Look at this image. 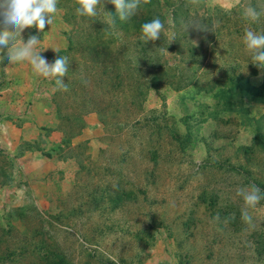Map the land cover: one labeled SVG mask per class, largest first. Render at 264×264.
I'll list each match as a JSON object with an SVG mask.
<instances>
[{"label":"rangeland","instance_id":"1","mask_svg":"<svg viewBox=\"0 0 264 264\" xmlns=\"http://www.w3.org/2000/svg\"><path fill=\"white\" fill-rule=\"evenodd\" d=\"M182 2L188 24L184 22L183 31L171 30L185 45L189 41L210 47L209 54L193 66L194 71L188 64L179 65L187 78L180 88L175 83L146 94L136 114L140 120L136 129L126 127L122 117V125L110 118L105 124L92 113L85 116L84 127L71 145L57 152L50 142L58 137L43 128L30 134L31 142L18 145L16 156L0 146V183L9 187L14 171L29 176L18 181L20 193L0 192V228L8 225L25 236H39L38 228L24 225L44 222L52 238L45 264H57V253L63 254L65 264H264V200L248 209L253 217V226H248L240 220L244 205L236 194L253 184L264 190V68L245 65L247 54L240 40L249 26L242 9L251 4L264 10V0ZM75 3L58 0L46 32L31 29L54 47L51 61L66 51L70 30L104 24L103 14L96 22L78 16ZM102 3L110 13V3ZM228 13L233 33L226 36L223 29L217 34L211 54L214 37L212 41L206 20ZM193 21L203 30L189 26ZM252 27L264 30V17ZM168 57L170 64L179 60L173 54ZM235 74L246 77L240 91L228 82ZM52 81L41 87L48 95L54 91ZM56 122L63 140L61 129L68 126L60 129L57 117ZM153 149L158 158L154 169L151 162L145 164L153 174L151 182L143 185L148 197L144 201L135 189L131 164L124 159L129 156L135 162ZM34 170L37 177L31 178ZM106 184L111 188L104 190ZM116 185L130 196L119 207L108 196ZM152 212L159 223L152 224ZM30 245H34L31 240L18 248L26 250V259L34 264L44 256L39 249L43 243L36 254Z\"/></svg>","mask_w":264,"mask_h":264},{"label":"trees","instance_id":"2","mask_svg":"<svg viewBox=\"0 0 264 264\" xmlns=\"http://www.w3.org/2000/svg\"><path fill=\"white\" fill-rule=\"evenodd\" d=\"M183 7L182 0H141V7L137 14L126 22H119L114 6L110 4L108 9L113 19L116 20L115 27L98 24L91 28L83 27L69 31L68 47L66 51L61 52V55L67 56L69 61V70L63 77L68 88L67 91L58 90L53 80L54 91L50 95V101L58 118V127L61 129V126H68L67 130L61 129L63 140L57 146L56 152L61 150V147L71 145L70 140L74 139L84 127L86 115L94 113L105 124L110 118L119 125H122L119 123L122 117L127 123L126 127L130 124L132 128L136 129L140 124L136 114L149 91L155 90L159 86H173L175 83L178 88L181 87L179 86L181 81H186L187 78L182 69L178 68L179 65L183 62L194 71L193 66H197L200 60L206 58L210 48H203L201 42L195 43L194 46L187 41L188 45H185L177 38L171 43L168 42L166 27L169 25L166 21L169 15L174 21L172 28L178 31L185 29L184 22L186 25L188 24V21H184L183 18L184 14H187ZM143 8L145 10H142ZM156 17L165 22V31L162 32L160 39L145 43L140 33V24ZM230 18L232 15L228 13L223 14L221 18L214 17L208 22L206 20L207 27L212 32L211 39L214 37L211 47L217 44L218 37L216 35H219L223 29L226 30V36L233 33L231 31L233 24H230ZM72 19L74 20V18ZM90 21L96 22L94 19H90ZM33 28L35 27L25 28L21 34L22 38L25 39L29 34H32L31 29ZM81 39L83 40L81 41ZM184 40L186 38H183L182 42ZM214 51L213 48L210 53L213 54ZM168 54L179 58L178 62L175 60L170 64L171 59ZM6 63L8 62L0 59V74ZM177 70L178 77L175 74ZM245 78L243 74H235V77L228 82L240 91L246 82ZM142 154L135 162H131L129 156L125 157L124 163L131 164L132 178L133 181L136 180L135 189L139 196L147 201V192L142 188L143 185L151 182L149 178L153 171L147 169L145 164L151 162L154 169L158 155L156 149ZM47 158H50V155H47ZM107 169L106 171H108ZM106 188L111 187L106 184L103 189ZM113 188L114 190L108 192V196L115 207H119L124 201L130 199L128 192L122 190L121 186L116 185ZM202 200L201 203L204 204L205 199L202 198ZM212 203L213 201L210 202V204ZM151 220L152 224L160 222L159 217L153 212ZM43 223L40 221L37 224L27 223L24 225V228L27 229L38 228V234L41 235L37 236L33 233L31 237L25 236L19 230L13 231L8 225L0 228V264H22L24 261H28L25 256L26 250L18 248V245L29 242V240L34 243V245H30L34 254H36L40 242L43 243L42 248L39 249H43L44 256L39 258L40 261L35 259L33 263L45 264L48 256L51 255L52 238ZM57 256V264H65L63 254L57 253Z\"/></svg>","mask_w":264,"mask_h":264},{"label":"clouds","instance_id":"3","mask_svg":"<svg viewBox=\"0 0 264 264\" xmlns=\"http://www.w3.org/2000/svg\"><path fill=\"white\" fill-rule=\"evenodd\" d=\"M116 11L119 22H126L134 17L141 7V0H107ZM58 0H0V59L10 63H28L34 74L54 80L58 90L67 91L68 85L63 77L69 70L67 56L59 54V49L54 50L59 55L51 62L41 55L45 48L41 38L35 34H29L27 39L22 38L25 28L35 27L38 32L45 33L46 25L53 23L57 13ZM75 11L78 16L91 20L104 15L102 22L115 27L116 20L111 13L105 12L102 0H76ZM242 18L248 23L241 35V44L247 54V63L264 68V30H257L252 25L258 23L264 17V10L249 4L241 11ZM166 23L168 42L176 40V34L171 28L174 21L169 15ZM189 26L203 30L193 21ZM188 26V27H189ZM165 31V22L159 17L140 24V33L145 43L161 38ZM168 43V44H169ZM166 51V50H165ZM242 200L244 207L240 210V220L248 226H253V217L249 214V208L264 200V190L255 184L247 188H241L236 193Z\"/></svg>","mask_w":264,"mask_h":264},{"label":"crops","instance_id":"4","mask_svg":"<svg viewBox=\"0 0 264 264\" xmlns=\"http://www.w3.org/2000/svg\"><path fill=\"white\" fill-rule=\"evenodd\" d=\"M45 39H41L42 46L47 48L41 55L51 62L49 55L53 53L54 47ZM48 80L49 78L34 74L31 66L26 62H8L2 67L0 74V146L12 157L17 155L16 150L19 144L31 142L34 138H30V134L34 132L38 134L42 128L52 129L54 139L58 137L54 141H49L50 143L58 146L62 141V136L57 133L56 116L50 101V94L41 90L44 82ZM30 154L31 152H28V155ZM36 154L38 153L33 156L36 157ZM39 162L38 160L33 165L36 167ZM16 173L13 172V180L9 187L0 183V192L6 189L13 190L14 193L21 192L18 189L17 184H20L18 181L24 182L29 176L21 177L19 173ZM33 173L31 178L37 177L38 172L34 170Z\"/></svg>","mask_w":264,"mask_h":264}]
</instances>
